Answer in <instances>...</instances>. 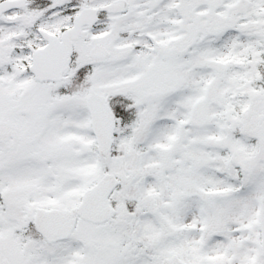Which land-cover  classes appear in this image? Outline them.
Returning <instances> with one entry per match:
<instances>
[{
    "label": "snow or ice",
    "instance_id": "snow-or-ice-1",
    "mask_svg": "<svg viewBox=\"0 0 264 264\" xmlns=\"http://www.w3.org/2000/svg\"><path fill=\"white\" fill-rule=\"evenodd\" d=\"M0 264H264V0H0Z\"/></svg>",
    "mask_w": 264,
    "mask_h": 264
}]
</instances>
